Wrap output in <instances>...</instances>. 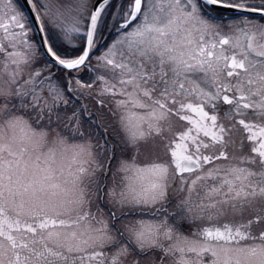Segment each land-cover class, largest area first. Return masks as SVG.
<instances>
[{
	"label": "snow or ice",
	"instance_id": "6c2138e0",
	"mask_svg": "<svg viewBox=\"0 0 264 264\" xmlns=\"http://www.w3.org/2000/svg\"><path fill=\"white\" fill-rule=\"evenodd\" d=\"M260 21L264 0H0V264H264Z\"/></svg>",
	"mask_w": 264,
	"mask_h": 264
},
{
	"label": "rangeland",
	"instance_id": "374dc122",
	"mask_svg": "<svg viewBox=\"0 0 264 264\" xmlns=\"http://www.w3.org/2000/svg\"><path fill=\"white\" fill-rule=\"evenodd\" d=\"M117 2H119V0H117ZM102 19H103V16H102ZM106 23H107V25H109V27H105L104 24H101V25H100V28H99V34H98V36L96 37V39H97V49H98V50H95V51H94V55H93V63H95V56L100 55V51H103L104 49H106L107 44L111 43V41H110V42H108V43L106 44V47L101 48V44L104 42L103 40H104V38L106 37V34H108V32L110 31V26H111V24H112L113 22H112L111 19L109 18V19H107ZM81 75H83V76L85 77V79H87L88 75H90V74L87 73V70H85L84 72L81 73Z\"/></svg>",
	"mask_w": 264,
	"mask_h": 264
},
{
	"label": "flooded vegetation",
	"instance_id": "af4514ba",
	"mask_svg": "<svg viewBox=\"0 0 264 264\" xmlns=\"http://www.w3.org/2000/svg\"><path fill=\"white\" fill-rule=\"evenodd\" d=\"M228 15H230L231 13H227ZM259 20V17H256ZM261 23H264V21H260Z\"/></svg>",
	"mask_w": 264,
	"mask_h": 264
}]
</instances>
